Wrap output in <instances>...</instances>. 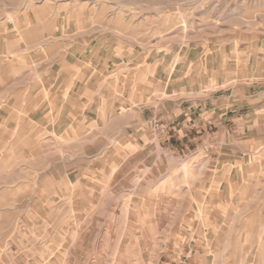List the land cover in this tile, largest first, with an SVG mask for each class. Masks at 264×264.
<instances>
[{"label": "rangeland", "instance_id": "obj_1", "mask_svg": "<svg viewBox=\"0 0 264 264\" xmlns=\"http://www.w3.org/2000/svg\"><path fill=\"white\" fill-rule=\"evenodd\" d=\"M31 27L39 44L84 35L111 37L123 47L129 41V50L121 52L122 62L130 63L121 69L130 70L134 88L126 91L129 80L123 79L117 95L118 108L127 104L132 112L133 147L124 145L129 140L118 130L125 115L112 121V130L87 129L86 138L99 134L80 147L51 138L50 131L27 146H0V264H159L164 249L194 223L201 231H227L221 215L234 212L221 204L238 198L228 187L233 181L253 186L255 179L221 170L207 156L182 158L179 167L159 152L143 121L152 115L148 109L173 105L190 74L198 68L197 75H204L207 60L214 59L218 81L193 79L197 97L227 86L221 84V62L229 79L235 77L232 53L264 40V0H0V37L21 28L24 47L35 38ZM24 55L22 64L30 59ZM170 74L182 82L169 84ZM146 75L149 83L143 84ZM104 118L92 114L86 125L101 126ZM108 135L123 141L114 153L106 151ZM109 154L108 161L94 162ZM212 218L219 220L214 226ZM229 230L237 235L241 228ZM242 230L255 234L261 228L248 224ZM237 257L216 264H242Z\"/></svg>", "mask_w": 264, "mask_h": 264}, {"label": "crops", "instance_id": "obj_2", "mask_svg": "<svg viewBox=\"0 0 264 264\" xmlns=\"http://www.w3.org/2000/svg\"><path fill=\"white\" fill-rule=\"evenodd\" d=\"M20 29L13 28L12 33L4 32L5 37H0V140L4 141L0 146H27L35 136L50 131L51 138L71 140L72 148L80 147L87 138L96 140L99 134L86 138L87 129L112 130V121L125 115L126 124L118 130L129 140L124 145L133 147L132 112L127 104L125 110L118 108L117 95L118 83L123 79L127 83L129 80L126 91L134 88L130 70L121 69L123 63H130L129 59L122 62L121 52L129 50V41L123 47L111 37L84 35L72 41L55 39L39 44L38 30L31 27L29 34L35 38L31 37L29 45L23 47ZM23 53L30 58L25 64ZM232 57L237 61L235 77L229 79L228 65L225 60L221 62V84L227 82V86L197 97L193 79L201 76L206 81H218L212 66L214 59L210 63L207 60L204 75H197V68L180 88L184 92L173 105L163 103L154 110L148 109L147 116L152 115L143 124L159 152L177 159L179 167L182 158L191 161L207 156L221 165V170L245 172L246 180L254 178L255 183L237 187L233 181L228 187V193L238 198L236 202L221 204L222 210L234 212L221 215L227 231H201L194 223L188 235H180L164 249L159 264H181L184 259L187 264H216L218 258L230 259L235 254L242 264H249L246 259H264V40L239 48ZM209 69L213 72L206 78ZM171 75L169 84L182 82L180 78L174 81ZM142 79L143 84L149 83L147 75ZM102 113L106 118L101 126H92V121L88 128L87 116ZM108 139L106 151L114 153L119 145L123 146L115 135H108ZM112 156L94 162L108 161ZM217 220L212 218L211 226ZM248 224L260 227V233H244L242 228ZM230 226L240 227L242 233L232 235Z\"/></svg>", "mask_w": 264, "mask_h": 264}, {"label": "built area", "instance_id": "obj_3", "mask_svg": "<svg viewBox=\"0 0 264 264\" xmlns=\"http://www.w3.org/2000/svg\"><path fill=\"white\" fill-rule=\"evenodd\" d=\"M181 264H187L186 259H184Z\"/></svg>", "mask_w": 264, "mask_h": 264}]
</instances>
